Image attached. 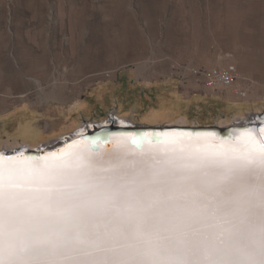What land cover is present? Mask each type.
Returning a JSON list of instances; mask_svg holds the SVG:
<instances>
[{"label":"rangeland","instance_id":"374dc122","mask_svg":"<svg viewBox=\"0 0 264 264\" xmlns=\"http://www.w3.org/2000/svg\"><path fill=\"white\" fill-rule=\"evenodd\" d=\"M231 65L238 81L226 89L178 73ZM166 108L175 114L149 120ZM263 116L264 0H0V146L25 144L21 126L37 132L35 148L120 119L221 126Z\"/></svg>","mask_w":264,"mask_h":264},{"label":"snow or ice","instance_id":"6c2138e0","mask_svg":"<svg viewBox=\"0 0 264 264\" xmlns=\"http://www.w3.org/2000/svg\"><path fill=\"white\" fill-rule=\"evenodd\" d=\"M260 124L170 167L129 168L123 153L91 160L72 145L35 157L0 146V264H264Z\"/></svg>","mask_w":264,"mask_h":264},{"label":"water","instance_id":"95a60500","mask_svg":"<svg viewBox=\"0 0 264 264\" xmlns=\"http://www.w3.org/2000/svg\"><path fill=\"white\" fill-rule=\"evenodd\" d=\"M264 117V116H263ZM112 121V120H111ZM113 122V121H112ZM97 123L88 126V129H84L83 135H78L77 132L65 134L61 137L58 142H54L53 144H47V146H38L35 148H25V154L28 156H43L45 153L50 152H59L61 149L63 150L66 146L70 145L71 143L81 140L87 143V154L89 156L96 155L100 147L109 143V136L113 135H120L121 133H129L131 134L128 138V145L135 153H140L143 150V146L146 144H150L157 147H165L166 144H163L161 137L156 135V133H164V132H190L195 134L197 132H213L216 134L217 139L219 140H228L234 136V129L236 128H243V127H252V128H259L262 125L260 124V120H252L248 121L247 123H243L241 125L231 124L225 127H219L218 125L212 126H177V125H141V124H126L124 122L119 123ZM145 133H151L149 139L145 140L144 137L146 136ZM132 135L137 138L138 142L129 143L131 140ZM69 140V141H68ZM97 140L104 141L103 143H97ZM177 141H183L182 144L177 143ZM196 143L191 139L187 140H175L173 143L167 144L175 154L179 156L188 157V152L190 153L189 157H193L196 153L199 152H212L219 148L217 145L219 141L214 140L210 141V145H205L204 147L208 149L196 148L197 146H192L196 144H185V143ZM203 144V142H200ZM54 145L52 148L51 146ZM100 145V146H99ZM191 145V146H190ZM216 145V147H215ZM188 146V147H184ZM48 147V148H47ZM51 147V148H49ZM220 147V146H219ZM189 159L190 158H184ZM26 164H30L31 161L24 162Z\"/></svg>","mask_w":264,"mask_h":264},{"label":"bare ground","instance_id":"6f19581e","mask_svg":"<svg viewBox=\"0 0 264 264\" xmlns=\"http://www.w3.org/2000/svg\"><path fill=\"white\" fill-rule=\"evenodd\" d=\"M243 97H245V99H247V100L250 99L249 97H246V92H245ZM174 114H175V110H173L171 108H166V109H163L161 111H153V112H151V118H149V120H151V121H160V120H164V119L170 118ZM116 120H118V119H116ZM123 120L120 119V120L116 121V123L120 122V125H121V122H124L126 124H133V123H130V122L125 121V120L123 121ZM235 121H234V124H236V125H241L243 123H247V121L245 122V119L244 120L243 119H238V120H235ZM18 122H19V119H18ZM179 123H182V124H165V125L186 126V125H183V123H185L183 118L180 120ZM225 126H228V125L225 123V124H223V125H221L219 127H225ZM30 127L31 126H21V127H19V129L16 132V135L23 137L25 142H27L29 144H33L34 139H35V133L34 132H30ZM83 128H84V126H83ZM81 130H83V132H84V129H80L78 132H80ZM3 132H1V134ZM173 133H176V131L164 132V133H156V135L161 137V140H162L163 144H166L165 147H157V146H153V145H150V144H146V145L143 146V150L140 153H135L129 147L128 138H129L130 135H113V136H109V143L104 145L103 147H100L99 152L96 155H94V156H89V154H87V150H86L87 149V143L84 142V141L78 140V141H80V143L77 144V143L73 142L70 145L73 146L71 151H80V152H82L85 155V157H87L88 159H91V160H100L102 157H106V156H108L110 154L123 153L125 155L126 161H127L126 167H129V168H131L133 166H137L141 162H147L149 164L155 165L156 167L180 166V165H184V164L194 163L195 162L194 158L193 157H189L190 156L189 152L187 154L188 157L179 156V155L175 154V152L170 148L172 146H168L167 145V144L173 143L175 140H187L186 138H182V137H179V138L174 137L173 135H171ZM188 133H190V132H188ZM73 134H75V133H73ZM145 135L146 136H151V133H145ZM235 135H238V133H234V136ZM1 137L2 136L0 135V138ZM217 138L218 137H216V141L217 140L220 141ZM181 142H183V141H177V143H179V144H182ZM53 143L54 142H51L49 144H53ZM185 144H196V145H192V146H197L196 148H198V149L201 148V147H203L204 149H208V148L204 147L205 145H210L211 146L210 142L203 143V144L190 142V143H185ZM3 145L17 146L16 143H12V144L4 143V144H2V146ZM45 145L47 146V144H44V145H41V146H45ZM216 145H217V148H219L220 144L218 143ZM216 145H215V147H216ZM68 146H66V148H64V149H67ZM51 147L53 148L54 145H52ZM51 147H49V148H51ZM184 147H188V146H184ZM25 148H27V146ZM47 154L48 153H45V155H47ZM184 158H190L191 160L184 159ZM105 174L106 175H111V173H105Z\"/></svg>","mask_w":264,"mask_h":264},{"label":"built area","instance_id":"2783aa9c","mask_svg":"<svg viewBox=\"0 0 264 264\" xmlns=\"http://www.w3.org/2000/svg\"><path fill=\"white\" fill-rule=\"evenodd\" d=\"M178 73L181 74L183 81H187L192 77L197 83L202 84L205 88L211 90L232 88L238 81L237 70L234 66L223 68L196 69V68H181ZM190 78V80H192ZM235 95L242 98L245 91L235 89Z\"/></svg>","mask_w":264,"mask_h":264},{"label":"crops","instance_id":"0c3cea01","mask_svg":"<svg viewBox=\"0 0 264 264\" xmlns=\"http://www.w3.org/2000/svg\"><path fill=\"white\" fill-rule=\"evenodd\" d=\"M174 97V98H173ZM177 99V97H176V94L175 93H171V96H170V98L168 99V101H170V102H172V103H175L174 101ZM179 104V103H178ZM178 107V106H177ZM30 132H33V131H30ZM35 133V136H36V134H37V132H34ZM20 146H27V147H29V148H32V144H29V143H25V144H21Z\"/></svg>","mask_w":264,"mask_h":264}]
</instances>
